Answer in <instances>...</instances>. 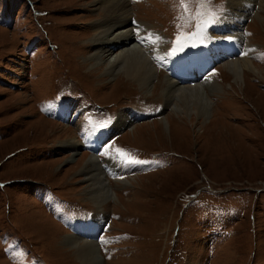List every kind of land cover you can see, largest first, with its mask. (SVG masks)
<instances>
[{
  "label": "rangeland",
  "instance_id": "1",
  "mask_svg": "<svg viewBox=\"0 0 264 264\" xmlns=\"http://www.w3.org/2000/svg\"><path fill=\"white\" fill-rule=\"evenodd\" d=\"M93 2L0 0V264H83L62 243L67 234L88 239L83 227L97 232V242L89 237L101 264H264L260 0L242 17L228 0H187V10L181 0H128V23L146 30L111 49L97 70L83 63L103 16ZM208 44L215 64L205 82L196 81L193 61L167 68ZM132 47L155 71L145 87L122 73L103 75ZM221 47L239 52L227 56ZM242 57L258 73L243 69L238 84L224 65ZM171 84L199 85L207 114L195 105L173 110ZM63 107L69 118L58 115ZM72 138L83 146L64 145ZM116 149L143 163L122 162ZM87 155L112 191L101 206L77 168ZM72 222L80 225L73 232Z\"/></svg>",
  "mask_w": 264,
  "mask_h": 264
},
{
  "label": "bare ground",
  "instance_id": "2",
  "mask_svg": "<svg viewBox=\"0 0 264 264\" xmlns=\"http://www.w3.org/2000/svg\"><path fill=\"white\" fill-rule=\"evenodd\" d=\"M228 1V6H230L231 11H235L236 15H238L239 17H242L249 13V8H251L253 4L252 2H256V0ZM127 2L128 0H94V2L92 3V8H94V11L97 10L98 13L99 11L102 12L103 16L101 15V19H98L93 23V30L95 31V33L92 39V43L95 44L96 50L94 49L93 53L88 57H85L83 61V63L89 62L91 70L98 69L101 58H103L105 54L107 55L108 52H111V49H115L125 45V40L133 38L139 32L142 33L141 31L146 28L143 25L136 24L131 26L130 23H128L132 22V20L130 21L129 19L130 8L127 6ZM259 3L260 5H262V7H264V0H260ZM230 14L231 13L227 11L224 17L228 19V16ZM259 17L260 16L258 14L255 15V18ZM229 18L230 20H233L232 15ZM222 21H224V19H222ZM118 27L122 28L119 29L115 36L111 37L110 35L112 31ZM157 40H159V38H157ZM224 68L232 74L234 81L238 84L239 80L242 83L245 82L243 69L248 70L252 74L258 73V69L255 67L254 63H252L248 59H245V57L243 59L240 58L232 62H226ZM103 73V75L108 76H113L122 73L126 76V79L133 80L136 84L141 87H145V85L155 77L154 68L150 65L148 58L142 54L140 48L135 47L125 49L121 48L115 55V57L111 61H108L106 68L103 70ZM171 86L173 88H177L176 90H174V92L171 91L173 92L171 98L177 96V101L174 105L173 110L178 109L177 104H182L184 106H187L188 108L191 105H195L198 108L197 114L199 116H205L207 114L209 108L206 104V101H204V94L203 91H201V89L199 88V85H195L193 87H177L174 84H171ZM214 89L217 88L214 87ZM60 114L63 115L64 118L66 117L65 110H62ZM127 116L128 115L124 114L119 116L118 121H120L121 125L124 126ZM49 123L53 124V122ZM135 128L132 130V134L135 133ZM77 140L79 139L72 138L66 140L64 141V145L69 146V148L72 147L71 149L83 146L80 145L82 144V142ZM96 160V157L87 155V157L82 156L78 158L76 164H78L77 168L80 167L79 173L83 176L82 178H84L83 180L87 184L86 193L90 194L89 197L92 199V201H94L95 204H97V206H101L106 201V199H108V197L112 194V191L109 189V183H107L105 177H103L102 174H104V172L102 173L103 170H100L101 167H99ZM116 172H118V170ZM75 234V236L72 234H67L63 236V246L66 247L69 251H71L75 255V257L79 259V261L83 264H101V257L98 253L97 247L95 243L91 241L93 239L89 237L91 233H87L86 236H88V239H86L85 241L76 237L77 233Z\"/></svg>",
  "mask_w": 264,
  "mask_h": 264
},
{
  "label": "snow or ice",
  "instance_id": "3",
  "mask_svg": "<svg viewBox=\"0 0 264 264\" xmlns=\"http://www.w3.org/2000/svg\"><path fill=\"white\" fill-rule=\"evenodd\" d=\"M200 2L204 3V2H206V0H200ZM181 3H182V5L185 6V10H187V0H181ZM116 151L121 154V159H122V162H124V163H143L142 161H138L135 159H128L129 154L124 153L123 150H121V149H116Z\"/></svg>",
  "mask_w": 264,
  "mask_h": 264
}]
</instances>
